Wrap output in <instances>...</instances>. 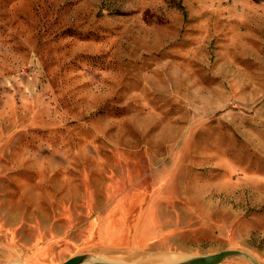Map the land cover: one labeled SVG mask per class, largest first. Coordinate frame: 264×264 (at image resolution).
<instances>
[{
	"label": "rangeland",
	"instance_id": "374dc122",
	"mask_svg": "<svg viewBox=\"0 0 264 264\" xmlns=\"http://www.w3.org/2000/svg\"><path fill=\"white\" fill-rule=\"evenodd\" d=\"M264 264V0H0V264Z\"/></svg>",
	"mask_w": 264,
	"mask_h": 264
},
{
	"label": "water",
	"instance_id": "95a60500",
	"mask_svg": "<svg viewBox=\"0 0 264 264\" xmlns=\"http://www.w3.org/2000/svg\"><path fill=\"white\" fill-rule=\"evenodd\" d=\"M236 253L237 251L235 250H222L217 253H213L209 255H201V256L187 258L175 264H218L226 256L231 255V254H236ZM58 264H119V263L99 261L98 259L90 255L79 254V255L72 256L69 259L61 263H58Z\"/></svg>",
	"mask_w": 264,
	"mask_h": 264
}]
</instances>
